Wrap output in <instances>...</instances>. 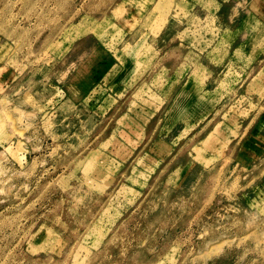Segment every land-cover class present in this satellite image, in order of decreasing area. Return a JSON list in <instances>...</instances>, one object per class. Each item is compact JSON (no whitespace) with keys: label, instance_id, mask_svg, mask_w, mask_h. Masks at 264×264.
Segmentation results:
<instances>
[{"label":"rangeland","instance_id":"rangeland-1","mask_svg":"<svg viewBox=\"0 0 264 264\" xmlns=\"http://www.w3.org/2000/svg\"><path fill=\"white\" fill-rule=\"evenodd\" d=\"M0 264H264V0H0Z\"/></svg>","mask_w":264,"mask_h":264}]
</instances>
